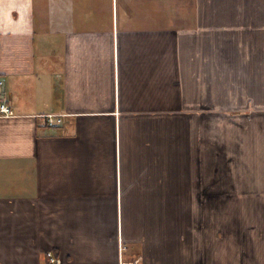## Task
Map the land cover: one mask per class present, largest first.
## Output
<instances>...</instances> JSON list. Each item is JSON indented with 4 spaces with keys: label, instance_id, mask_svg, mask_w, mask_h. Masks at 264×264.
I'll list each match as a JSON object with an SVG mask.
<instances>
[{
    "label": "crops",
    "instance_id": "0c3cea01",
    "mask_svg": "<svg viewBox=\"0 0 264 264\" xmlns=\"http://www.w3.org/2000/svg\"><path fill=\"white\" fill-rule=\"evenodd\" d=\"M0 81V264H264V0H0Z\"/></svg>",
    "mask_w": 264,
    "mask_h": 264
},
{
    "label": "built area",
    "instance_id": "2783aa9c",
    "mask_svg": "<svg viewBox=\"0 0 264 264\" xmlns=\"http://www.w3.org/2000/svg\"><path fill=\"white\" fill-rule=\"evenodd\" d=\"M0 113L6 114V115L12 113L11 109L2 100H0ZM45 121L47 125H55L61 122V118L60 116H55L53 114H47L45 117ZM46 256L48 258L49 264L58 263V259L54 255H52L50 251L46 252ZM120 264H141V263L139 262V259H133V260H122Z\"/></svg>",
    "mask_w": 264,
    "mask_h": 264
},
{
    "label": "rangeland",
    "instance_id": "374dc122",
    "mask_svg": "<svg viewBox=\"0 0 264 264\" xmlns=\"http://www.w3.org/2000/svg\"><path fill=\"white\" fill-rule=\"evenodd\" d=\"M212 209H215V207H211ZM197 225H200V223H196V226ZM208 228L209 229H211L212 228V226H213V223H211V222H209L208 223ZM127 247V246H126ZM126 247L122 244V246H121V249H126ZM206 251V250H205ZM203 252V250H201L199 253H198V255L196 256V258H195V263L194 264H209L208 262H214V260H215V258H216V256L215 255H211L210 253H207V252ZM136 258H138L139 259V262L141 263V261L143 262V257L140 255V256H138V257H136ZM181 258H182V254H181ZM141 260V261H140ZM171 260V259H170ZM169 260V261H170ZM143 264H144V262H143ZM152 264H154V263H152Z\"/></svg>",
    "mask_w": 264,
    "mask_h": 264
}]
</instances>
